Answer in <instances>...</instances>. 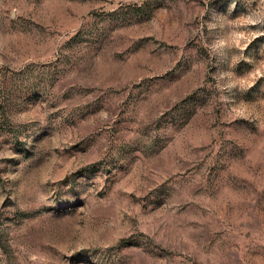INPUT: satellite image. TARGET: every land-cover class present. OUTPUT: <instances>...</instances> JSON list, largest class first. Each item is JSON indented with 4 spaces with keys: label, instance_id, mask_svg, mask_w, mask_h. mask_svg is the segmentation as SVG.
<instances>
[{
    "label": "rangeland",
    "instance_id": "374dc122",
    "mask_svg": "<svg viewBox=\"0 0 264 264\" xmlns=\"http://www.w3.org/2000/svg\"><path fill=\"white\" fill-rule=\"evenodd\" d=\"M0 264H264V0H0Z\"/></svg>",
    "mask_w": 264,
    "mask_h": 264
}]
</instances>
